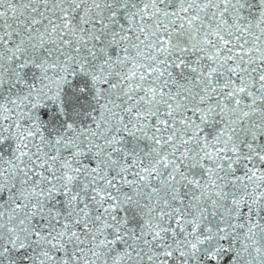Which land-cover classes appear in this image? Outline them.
I'll return each instance as SVG.
<instances>
[{
    "label": "snow or ice",
    "instance_id": "snow-or-ice-1",
    "mask_svg": "<svg viewBox=\"0 0 264 264\" xmlns=\"http://www.w3.org/2000/svg\"><path fill=\"white\" fill-rule=\"evenodd\" d=\"M0 264H264V0H0Z\"/></svg>",
    "mask_w": 264,
    "mask_h": 264
}]
</instances>
